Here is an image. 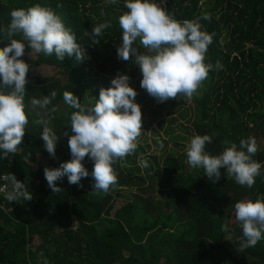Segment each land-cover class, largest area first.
<instances>
[{
    "label": "trees",
    "instance_id": "16d2710c",
    "mask_svg": "<svg viewBox=\"0 0 264 264\" xmlns=\"http://www.w3.org/2000/svg\"><path fill=\"white\" fill-rule=\"evenodd\" d=\"M154 2L180 22L199 20L201 30L213 38L205 59L213 68L191 99L192 117L186 119L191 138L211 136L205 151L212 155L220 154L231 143L239 147V141L251 137V133H258L264 140V0ZM35 4L51 8L62 18L85 49L86 57L77 61L75 56H66L61 61L54 54L37 53L36 59L29 62L20 57L29 70L48 67L62 78L39 81L28 71L24 105L29 123L24 139L14 155L3 158L0 153V172L7 175L11 188L10 177L14 175L33 197L30 201L9 202L6 194L0 196V264H44L45 259L48 264H264V239L255 247L241 248L238 222L234 228L228 223L231 215L235 219V202L264 197V142L253 157L262 167L251 188L228 179L225 169H221L216 182L209 180L202 168L189 166L191 169L186 170V154L173 157L174 152H170L160 159L154 154L145 156L148 147L137 145L134 153L113 165L118 183L108 193L93 191L91 175L81 178L82 187L69 184L65 176L56 182L62 190L52 193L44 168H58L71 159L68 138L74 134L70 116L75 109L65 103V91L87 105L98 98L101 87H110L118 74L127 75L129 85L137 92L136 103L143 97L156 102L155 108L145 112L150 123L162 110L174 108V100L162 106L141 88V72L129 70L135 66L132 60L123 61L117 56L122 42L118 18L127 11L125 0L115 4L106 0H0V29L10 23L13 9ZM206 15L211 19H204ZM106 21L110 27L96 37L99 44H92V27ZM3 39L0 32V47L6 46ZM133 47L146 52L139 40ZM30 52L26 48L25 54ZM217 62L220 68L215 67ZM134 71L137 78L133 77ZM53 90L57 93L55 99L41 110L58 137L55 158L43 147V127L34 124L37 119L30 103L32 98L42 99ZM60 103L64 107L57 115L51 109ZM179 114L181 118L188 115L185 108ZM168 131L169 126L165 135ZM176 138L183 139L180 135ZM172 144L181 148L179 142ZM37 157L44 163L37 164ZM82 163L91 173L94 161L86 156ZM132 189L137 194L132 192L127 198L118 194ZM121 198L125 203L113 210V201ZM223 224H228L227 232L221 231Z\"/></svg>",
    "mask_w": 264,
    "mask_h": 264
},
{
    "label": "clouds",
    "instance_id": "9594fccd",
    "mask_svg": "<svg viewBox=\"0 0 264 264\" xmlns=\"http://www.w3.org/2000/svg\"><path fill=\"white\" fill-rule=\"evenodd\" d=\"M106 3L115 4L117 0H106ZM124 7L127 11L118 18L122 29L118 58L123 61L131 59L139 66L142 74L140 86L157 102L177 100L178 97L190 101L213 68L205 62L212 35L201 30L199 20L180 22L154 0H125ZM203 18L211 19L208 15ZM108 27L110 22L107 21L92 27V44H99L96 37ZM0 32L6 41V46L0 47V88L9 90H0V153L7 158L16 153L29 123L24 105L29 65L20 59L26 48L45 56L54 54L61 61L66 56H75L77 61H82L86 53L62 18L40 4L13 9L10 23ZM18 34L22 39L14 38ZM137 40L146 52L133 47ZM215 67H221L219 62ZM56 95L53 90L42 99L32 98L31 106L46 109ZM136 96V90L129 85V77L124 74L113 78L110 87H101L98 98L87 105H82L71 91L64 92L65 103L75 109L70 116L74 134L68 138L71 159L58 168H44L52 193L62 190L56 182L65 176L69 184L82 187L81 178L91 175L96 193H108L117 186L118 177L113 165L134 153L142 130V110L135 102ZM51 111L55 112L56 108ZM34 124L43 126L40 139L44 149L55 158L58 137L48 127L49 121L39 119ZM211 142L209 135L193 136L185 148L188 165L202 168L204 175L213 182L220 179L221 169H225L228 179L233 178L240 186L253 187L262 167L253 159L257 152L255 138L241 139L239 147L231 143L218 155L205 151L206 144ZM86 156L94 161L91 173L82 163ZM10 180L12 191L6 194L9 202L32 200L25 183L14 175ZM234 215L242 230L241 248L255 247L264 239V197L235 202ZM228 230V224L221 226V231ZM44 264H48L47 259Z\"/></svg>",
    "mask_w": 264,
    "mask_h": 264
},
{
    "label": "rangeland",
    "instance_id": "374dc122",
    "mask_svg": "<svg viewBox=\"0 0 264 264\" xmlns=\"http://www.w3.org/2000/svg\"><path fill=\"white\" fill-rule=\"evenodd\" d=\"M36 56H37V53L31 52V55L30 53H27V54H24L22 58L25 59L27 62H29V61L35 60ZM129 70L140 71L138 65H135V66L131 65ZM135 71H134L133 77H136L137 75ZM29 74L33 78L39 79V81L45 78H50V77L54 79H58V80L62 78L59 73H56V71H54V69H51L48 67L31 68L29 70ZM139 94H142V95L144 94L143 91H141V89H139ZM169 100L165 102H159V103L162 106H166L169 104L170 102ZM180 100L181 99L179 97L177 98V100H174V103H173L174 108L162 110L159 115L160 118L158 117L156 121L151 122V123L147 119L145 112L149 108L156 107L155 100L149 101L148 99L144 97L138 100L137 103L140 106H144V107L142 110V130H141L140 136L137 138L136 143L137 145H140L143 148L148 147V149L144 150L145 156L154 154L155 157H158V158L161 157L160 159H163L170 152H174L175 156L173 157H176L179 154H186L185 152L186 145L190 142L191 136L193 135L192 131L189 129V123L186 122V119L188 118V116H190V118L192 117V100L189 101V100L183 99L182 105H180L179 103ZM63 107H64V103L57 104L55 113L58 115V111L61 110ZM182 108H185L187 110L188 115L186 118L180 117L179 111ZM31 112H32L33 117H35L37 120L39 119L48 120L44 116L43 110L41 109H36V110L31 109ZM170 118H174L175 122L174 123L169 122ZM149 123L150 125L145 126L146 124H149ZM168 126L171 131H168L167 132L168 134L165 135V132L167 131ZM180 126H182V128L184 129H187V132L184 133L183 129ZM48 127L50 128V122L48 124ZM177 135L182 136L183 139L179 140L178 138H176ZM169 137H173L174 140L169 141L168 139ZM251 137L255 138L257 142V150H260L264 142L263 137L259 136L258 133H251ZM153 141H155L156 144H154ZM173 142L175 143L179 142L181 148L173 146L172 144ZM184 156H185L183 160L184 167L186 168V170H189L191 168H189V165L187 163L186 155ZM43 163H44V160L40 157H37V164L41 165ZM33 167H35V165H33ZM132 192L137 194V192H135V190L133 189L132 190H122V191H119L118 194L123 196V198H127L128 196L132 194ZM123 198L115 199L113 201V210H115L116 208L120 207L121 205L125 203V199ZM228 223H229L230 228H234V226L236 225V219L233 218V215L229 217ZM36 243L37 242H35V244ZM205 249L209 250V247L206 246Z\"/></svg>",
    "mask_w": 264,
    "mask_h": 264
},
{
    "label": "built area",
    "instance_id": "2783aa9c",
    "mask_svg": "<svg viewBox=\"0 0 264 264\" xmlns=\"http://www.w3.org/2000/svg\"><path fill=\"white\" fill-rule=\"evenodd\" d=\"M12 188L10 186V181L5 173L0 172V196L10 193ZM2 202L0 203V208L2 209Z\"/></svg>",
    "mask_w": 264,
    "mask_h": 264
}]
</instances>
